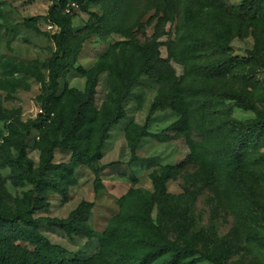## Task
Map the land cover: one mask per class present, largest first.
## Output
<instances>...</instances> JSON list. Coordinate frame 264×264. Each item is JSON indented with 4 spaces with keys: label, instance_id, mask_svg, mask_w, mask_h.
<instances>
[{
    "label": "rangeland",
    "instance_id": "obj_1",
    "mask_svg": "<svg viewBox=\"0 0 264 264\" xmlns=\"http://www.w3.org/2000/svg\"><path fill=\"white\" fill-rule=\"evenodd\" d=\"M242 1L223 0L216 9L233 26L231 31L220 34L223 45L229 47L225 53L213 46L197 47L193 53H188L191 24L185 9L187 0H0V78L28 85L11 89L0 84V103L12 119L20 118L35 125L27 140V150L36 174L40 161L39 136L51 122L41 123L39 97L43 95V85L25 74L4 76L2 63L11 61L35 66L49 80L44 65L57 46L44 34L27 28L26 21L36 23L42 32H59L60 28L47 17L49 9L57 4L72 18L78 37L89 34L75 66L65 70L59 79L55 109L64 119L71 107L70 90H84L86 72L105 56L114 65L113 71L101 77L96 109L92 121L84 128L83 145L87 149L99 128V109L109 92V77L121 67L124 58L132 57L134 52L136 56L134 44L150 43L158 49V56L167 61L162 73L136 79L125 101L127 116L111 128L102 158L91 166L75 168L70 175L63 174L64 179L70 180L66 196L54 189L39 195L48 202L49 208L36 212L35 218H64L82 203H89L82 209V218L96 232L91 239L68 235L47 224L40 225V231L52 243L66 249V252L53 253L55 260L94 257L100 250V235L119 212L118 199L132 188L152 192V172L162 165L172 164L176 168L168 182V191L177 199L162 208L155 207L152 212L155 223L168 238L179 244L191 242L198 250L196 257L200 261L197 264H264V244L248 236V229L264 228V139L254 142L245 153L246 183L242 191L255 217L242 224L241 214L237 215L223 196V180L204 174L198 164L187 161L190 149L183 129L184 118L170 105L175 88L184 89L193 108L188 125L196 129L198 118L204 117L210 126L224 132L229 130L231 119L247 121L257 115L239 108L233 100L221 99L222 95L248 91L264 109V23L259 28L241 27L235 9ZM96 28L104 30L105 34L91 33ZM114 29L122 32H114ZM205 35L214 38L209 32ZM230 56L250 60L246 65L250 79L244 78L240 68L220 75L194 70L195 65H208ZM246 81H250V85ZM153 107L155 112L151 114ZM148 118L147 128L132 130L133 138L140 135L141 138L137 150L139 159L131 162L126 132L133 124L144 127ZM0 131L6 132L4 122H0ZM55 162L70 163V153L57 149ZM111 162L118 164L101 168ZM98 175L101 184L96 183ZM33 187L16 185L11 169L0 165V210L9 213L17 209L24 192ZM19 244L34 249L25 242Z\"/></svg>",
    "mask_w": 264,
    "mask_h": 264
},
{
    "label": "trees",
    "instance_id": "obj_2",
    "mask_svg": "<svg viewBox=\"0 0 264 264\" xmlns=\"http://www.w3.org/2000/svg\"><path fill=\"white\" fill-rule=\"evenodd\" d=\"M222 4L223 0H187L185 9L191 24L188 53H193L197 47L206 46H213L223 53L229 49L223 45L220 34L231 31L233 26L216 12ZM235 10L241 27L259 28L264 23V0H243ZM47 17L60 28L59 32H42L31 20L26 21L25 26L56 43L57 50L44 65L49 72V80L35 66L11 61L2 63L4 76L25 74L42 83L43 95L39 97L42 105L41 123L51 122L50 127L39 136L37 146L40 161L36 174L27 150V140L35 125L25 123L20 118L12 119L0 103V122H4L6 127V132L0 131V165L11 169L16 185L34 186L24 192L17 209L9 213L0 210V264H197L200 258L196 257L198 250L195 246L191 242L179 244L169 239L152 216L155 207L162 208L169 201L177 199L168 191V182L173 178L176 168L172 164L162 165L152 172V192L132 188L118 199L119 212L110 219L106 230L100 235V250L94 257L88 260L78 257L55 260L52 257L53 253L66 252V249L52 243L40 231L41 224L60 229L68 235L77 234L89 239L95 237L96 232L83 221L82 209L89 204L85 202L64 218H35L36 212L47 211L49 208L48 202L39 195L44 194L47 189H54L66 196L70 180L64 179L63 174L70 175L75 168L91 166L102 158L111 128L127 116L125 101L130 96L136 79L142 75L155 76L162 73L167 61L158 56V49L153 48L150 43L134 44L136 56L134 52L132 57L124 58L121 67L116 68L109 77V92L99 109V128L87 149L83 145L84 128L92 121L101 77L105 72L113 71L114 65L105 56L86 72L84 90H70L71 107L64 119L55 109L59 79L65 70L75 66L89 34L78 37L72 18L57 4L49 9ZM113 31L122 32L120 29ZM205 32L213 34L214 38L206 36ZM91 33L104 35L105 31L96 28ZM249 61L248 58L230 56L208 65H195L194 70L220 75L240 68L244 72V78L250 79L246 74ZM0 84L11 89L28 87L11 78H0ZM246 84L250 85V81H246ZM175 92L170 105L184 118L183 129L190 149L187 161L198 164L204 174L223 180V196L232 210L239 216L241 214L239 220L242 224L247 219H254L255 211L242 191L246 183L245 153L254 142L264 139V109H261L248 91L224 94L221 99L233 100L239 108L254 112L256 118L247 121L231 119L229 130L224 132L218 127L210 126L204 117H199L196 129H193L188 125V118L193 113L188 96L184 89L178 87ZM154 112L153 107L151 114ZM149 122L148 118L144 127L133 124L126 132L131 162L139 159L137 150L141 138V135L133 138L132 130H143ZM57 149L70 153V163L55 162ZM115 164L118 163L111 162L101 168ZM96 183L101 184L99 175ZM248 236L264 244V228H250ZM19 242L28 243L34 249L30 250Z\"/></svg>",
    "mask_w": 264,
    "mask_h": 264
}]
</instances>
